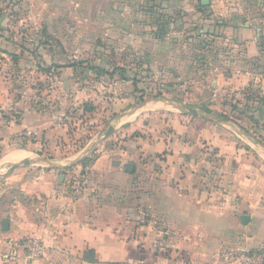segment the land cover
<instances>
[{
	"label": "crops",
	"instance_id": "1",
	"mask_svg": "<svg viewBox=\"0 0 264 264\" xmlns=\"http://www.w3.org/2000/svg\"><path fill=\"white\" fill-rule=\"evenodd\" d=\"M102 1L100 12L112 8L111 2ZM202 1L144 0L143 8L147 14L157 9L169 12L166 20L171 27L202 22L209 18H202L205 13L224 15L232 8L219 0H207V5ZM136 8L131 2L117 10L135 13ZM218 24L224 35L235 26L230 33H238L240 40L252 33L249 24L225 20ZM6 27L7 20L0 15V28ZM0 34V54L5 56L9 49L4 46L11 39ZM68 54H60L56 62L70 66L73 51ZM164 57L169 75L175 58ZM205 73L199 72L197 90L205 91L207 81L216 92L224 86L238 89L257 77L238 66ZM13 100L12 91L1 82L0 107ZM19 104L22 117L15 124L0 113V171L9 169L0 173V264H237L224 261L222 252L264 253V142L259 136L229 133L230 126L171 113L162 118L172 132L153 129L148 138H133L153 125L147 117L133 118L149 105L163 104L145 101L117 116L113 133L98 146L100 153L85 169L81 193H76L78 182L71 168L13 165L55 156L60 157V162L54 161L57 165L69 166L82 157L92 139L75 158L66 124L26 100ZM27 132L32 136H25ZM115 138L120 148L107 144ZM204 146L223 155L221 187L216 182L210 188L203 184ZM242 216L248 217L245 223ZM29 237L40 238L45 245L43 257L33 262L25 261L14 246ZM86 251L94 252L95 262L84 260Z\"/></svg>",
	"mask_w": 264,
	"mask_h": 264
},
{
	"label": "rangeland",
	"instance_id": "2",
	"mask_svg": "<svg viewBox=\"0 0 264 264\" xmlns=\"http://www.w3.org/2000/svg\"><path fill=\"white\" fill-rule=\"evenodd\" d=\"M219 1L232 8L224 15L213 13L214 17L202 13L203 19L209 17L201 18L202 22L171 27L166 20L169 12L157 9L147 14L144 0H108L112 8H105L106 12H100L102 0H0V15L7 20L0 33L11 39L4 46L9 49L5 56L0 54V83L12 91V103L20 110L19 103L26 100L42 112L62 118L74 156L105 127L114 129L117 116L130 107L162 98L219 112L264 142V43L258 35L264 32V0ZM131 2L137 5V12L117 10ZM224 20L251 25V35L240 40L238 33H230L235 26L228 29V35L222 34L219 27L223 25L218 21ZM221 36L227 40L217 42ZM70 50L73 59L69 61L78 65L76 68L56 62L60 54L65 56ZM152 54L157 55L153 60ZM172 54L174 64L166 75L169 66L164 56ZM236 66L257 77L238 89L224 86L216 92L208 81L205 91L196 89L199 72L205 76L209 69L217 67L225 72ZM97 67L107 74H99L93 69ZM5 108L0 107V113L7 118ZM171 113L188 115L166 104L149 105L132 118L147 117L153 125L135 132L133 138H148L153 129L172 132L171 124L162 118H169ZM107 141L110 147H121L116 138ZM203 149L207 152L203 184L210 188L216 182L221 187L218 180L225 166L223 155L210 146ZM99 153L97 148L87 164ZM44 158L60 162V157ZM87 167L80 163L70 167L78 183L84 182ZM8 171L6 168L0 173Z\"/></svg>",
	"mask_w": 264,
	"mask_h": 264
},
{
	"label": "water",
	"instance_id": "3",
	"mask_svg": "<svg viewBox=\"0 0 264 264\" xmlns=\"http://www.w3.org/2000/svg\"><path fill=\"white\" fill-rule=\"evenodd\" d=\"M207 3H208L207 0L202 1L203 5H207ZM157 101L162 102L164 105L166 104L175 110H181L188 115L196 116V117H202L204 119H207V120L212 121V122L219 124V125L230 126L233 129H235L236 131H238L240 134L248 136L246 130L242 129L237 124H235L233 121H231L228 117H226L225 115H223L219 112H216V111H213L211 109L204 108V107H192V106L183 105L179 101L166 99V98L157 99ZM118 120H119V117H117L116 121H118ZM112 133H113L112 127H108V126L105 127L102 131H100L98 133V135L95 138L92 139V141L90 142V145L85 149L82 157L69 166H59L54 161L41 158V159H37V160H24L18 164L13 165V168L15 169V168L21 167V166H35V165L36 166H49V167H54V168H59V169L70 168L72 166L78 165V163H80L84 159L91 156V154L96 151L98 146L107 137H109V135H111ZM128 170L132 171L133 168L130 166V167H128ZM63 178L64 177L61 176V179H63ZM241 220L243 223H245V221L248 220V217L242 216Z\"/></svg>",
	"mask_w": 264,
	"mask_h": 264
},
{
	"label": "built area",
	"instance_id": "4",
	"mask_svg": "<svg viewBox=\"0 0 264 264\" xmlns=\"http://www.w3.org/2000/svg\"><path fill=\"white\" fill-rule=\"evenodd\" d=\"M4 115L10 123H17L22 117V111L19 109L18 104L7 105L4 109ZM58 123L62 124L63 119L58 118ZM27 137H31L32 133H25ZM82 185L76 184V193H81ZM14 246L21 250L25 261L33 262L40 259L44 255L45 245L42 239L31 237L14 243ZM222 259L227 262H234L237 264H264V253L262 251L251 250H225L222 252Z\"/></svg>",
	"mask_w": 264,
	"mask_h": 264
},
{
	"label": "trees",
	"instance_id": "5",
	"mask_svg": "<svg viewBox=\"0 0 264 264\" xmlns=\"http://www.w3.org/2000/svg\"><path fill=\"white\" fill-rule=\"evenodd\" d=\"M258 35L260 36V39L263 41L264 43V32L263 31H260V33L258 32ZM57 68H59L60 66H56ZM69 67H78V65L76 64H71ZM94 70L98 71V73H102V74H107L106 71L102 70L101 68L97 67V68H93ZM123 79L126 80V77L123 76ZM88 162V159L87 160H84V161H81L80 164L81 165H84V166H88L87 164ZM84 260L85 261H89V262H95V254L93 251H86L84 253Z\"/></svg>",
	"mask_w": 264,
	"mask_h": 264
}]
</instances>
